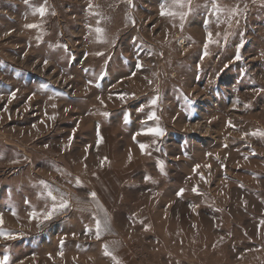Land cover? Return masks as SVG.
I'll return each instance as SVG.
<instances>
[{
    "label": "rangeland",
    "instance_id": "rangeland-1",
    "mask_svg": "<svg viewBox=\"0 0 264 264\" xmlns=\"http://www.w3.org/2000/svg\"><path fill=\"white\" fill-rule=\"evenodd\" d=\"M216 2L0 0V264H264V0Z\"/></svg>",
    "mask_w": 264,
    "mask_h": 264
},
{
    "label": "snow or ice",
    "instance_id": "snow-or-ice-1",
    "mask_svg": "<svg viewBox=\"0 0 264 264\" xmlns=\"http://www.w3.org/2000/svg\"><path fill=\"white\" fill-rule=\"evenodd\" d=\"M129 3H131V0H128ZM172 4L174 7L176 8H187L188 9V12L191 11V0H172ZM91 7V5H90ZM212 7V12L213 13H220L222 11H224V9H222L219 4L216 2V0H213V3L211 5ZM39 13L41 16L44 15L45 13V9L44 8H39L38 9ZM188 12H184V11H180V12H177V11H173V10H163V6H162V12L161 14L162 15H169V16H179L181 18V20H183L187 15H188ZM229 14L230 15H235L237 14V10L236 9H232V10H229ZM217 20L219 21V15H217ZM182 26V25H181ZM207 27V24L205 25ZM27 27H36V25H27ZM96 31L98 33H102L103 32V29H100V28H97ZM208 35V43H216L217 41H215L212 37V33L209 31L207 33ZM207 54V53H205ZM237 59H240L239 55H237ZM45 63H47V61H45ZM152 104H155L156 103V100H152L151 102ZM152 116L154 117L155 114L153 113ZM152 118V117H150ZM151 131H154L156 135H162V131L160 130H151ZM247 135V133H246ZM252 135H258V136H264V132H254L252 133ZM144 147H146L145 145H141V148L143 149ZM45 187H47V185H45ZM49 196H51V193L49 192ZM91 196L92 198L95 200L96 199V193H91ZM52 199L55 200L56 198L54 196H52ZM98 207H101L99 204H97ZM68 207V204L64 201H61L58 205L57 204H54L53 207L51 208L50 211H47L45 213H38L37 211L33 210L32 213H30L31 217L33 219H37L39 218L40 216H43V220H50L53 215L58 211V210H63L65 208ZM15 214V213H14ZM43 220L41 222H43ZM0 224H3V216L2 214H0ZM109 227V221L108 219L106 218V214H105V218L104 219H96V222H95V235H96V238L99 239L100 236L103 234V232L108 229ZM89 231H92L91 229H89ZM0 236H6L7 238L11 239V238H14L11 234L9 233H5L4 231L0 230ZM105 255H111V253L107 250V246H105ZM62 255V253H61Z\"/></svg>",
    "mask_w": 264,
    "mask_h": 264
},
{
    "label": "bare ground",
    "instance_id": "bare-ground-1",
    "mask_svg": "<svg viewBox=\"0 0 264 264\" xmlns=\"http://www.w3.org/2000/svg\"><path fill=\"white\" fill-rule=\"evenodd\" d=\"M185 43V42H184ZM98 154V153H97ZM90 164V163H89ZM92 164V163H91Z\"/></svg>",
    "mask_w": 264,
    "mask_h": 264
}]
</instances>
